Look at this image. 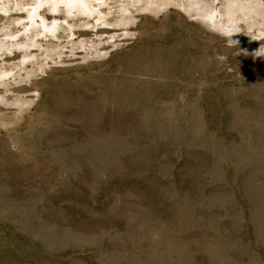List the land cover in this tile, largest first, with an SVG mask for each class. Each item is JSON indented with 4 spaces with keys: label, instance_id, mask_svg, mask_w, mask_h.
I'll list each match as a JSON object with an SVG mask.
<instances>
[{
    "label": "rangeland",
    "instance_id": "rangeland-1",
    "mask_svg": "<svg viewBox=\"0 0 264 264\" xmlns=\"http://www.w3.org/2000/svg\"><path fill=\"white\" fill-rule=\"evenodd\" d=\"M259 48L264 0H0V264H264Z\"/></svg>",
    "mask_w": 264,
    "mask_h": 264
},
{
    "label": "clouds",
    "instance_id": "clouds-1",
    "mask_svg": "<svg viewBox=\"0 0 264 264\" xmlns=\"http://www.w3.org/2000/svg\"><path fill=\"white\" fill-rule=\"evenodd\" d=\"M228 35H229V37H230V38H229V43H230L231 45L236 46V45L239 44V41H234V40L231 39V37L234 36L233 34L229 33ZM245 55H247L246 52H245ZM261 55H264V48H259L258 51H256V52L253 53V56H254V57H259V56H261Z\"/></svg>",
    "mask_w": 264,
    "mask_h": 264
}]
</instances>
